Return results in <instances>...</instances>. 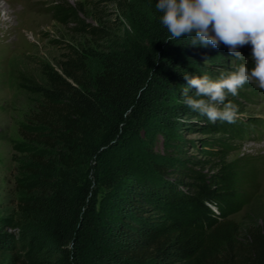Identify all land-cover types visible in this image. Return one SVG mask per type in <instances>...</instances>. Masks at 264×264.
<instances>
[{"label": "trees", "instance_id": "obj_1", "mask_svg": "<svg viewBox=\"0 0 264 264\" xmlns=\"http://www.w3.org/2000/svg\"><path fill=\"white\" fill-rule=\"evenodd\" d=\"M133 1L155 8L156 0ZM50 11L58 22L75 24L76 34L107 36L84 24L79 8L54 2ZM155 11L147 25L156 29L151 47L78 45L56 69L41 67V83L22 85L38 98L19 130V146L34 148V166L16 205L15 236L0 221V264H264V215L260 225L245 228L220 220L253 197L252 159L197 174L192 194H175L176 217L146 229L142 191L156 181L153 172L166 169L140 160L134 148L153 158L150 139L165 140L180 125L169 115L179 118L181 109L166 105L180 102L184 87L194 91L184 74L198 75L196 65L211 58L227 62L216 58L219 48L192 45L189 36L166 40ZM214 127L222 126L202 131Z\"/></svg>", "mask_w": 264, "mask_h": 264}, {"label": "rangeland", "instance_id": "obj_2", "mask_svg": "<svg viewBox=\"0 0 264 264\" xmlns=\"http://www.w3.org/2000/svg\"><path fill=\"white\" fill-rule=\"evenodd\" d=\"M54 2L79 8L78 18L84 24L104 28L106 38L94 41L76 34L72 30L75 24L58 22L50 11ZM156 13L151 4L145 6L144 2L133 0H0V19L3 20L0 23V221L6 223L2 230L12 236L17 233L16 205L25 195L22 186L28 179V166H34L30 158L34 148L19 146L24 144L19 130L38 104V98L27 93L22 85L41 83V67L47 64L56 69L69 48L78 45L92 44L95 49L151 47L156 29L152 33L147 25L152 24ZM251 47L246 44L239 50L248 57ZM219 50L216 58L225 57L227 62L222 65L211 58L199 63L196 65L198 75L207 72L215 78L240 63H247L251 68L250 59L238 61L223 44ZM228 100L238 105L231 123L210 122L181 100L166 105L170 109H181L179 118L169 115L172 122L179 121L180 125L169 131L165 140L160 136L150 139L153 158L139 147L134 148L140 160L162 163L166 169L163 175L153 172L151 175L156 181L142 191L145 209L141 217L147 220L146 229L167 224L176 217L175 211L181 204L175 194H192L197 174L213 175L222 161L244 165L251 159L256 174L253 197L240 211L220 220H232L244 228L260 225L264 215V89L255 83H246L238 95H229ZM217 125L222 126L221 129L202 131L204 126ZM101 196L97 197L98 203Z\"/></svg>", "mask_w": 264, "mask_h": 264}, {"label": "clouds", "instance_id": "obj_3", "mask_svg": "<svg viewBox=\"0 0 264 264\" xmlns=\"http://www.w3.org/2000/svg\"><path fill=\"white\" fill-rule=\"evenodd\" d=\"M166 40L191 37L192 45L227 47L236 59L251 60L212 77L207 72L184 74L194 91L184 87L181 102L205 115L210 122H233L238 105L228 100L246 83L264 89V0H156ZM250 44L248 57L239 48Z\"/></svg>", "mask_w": 264, "mask_h": 264}, {"label": "bare ground", "instance_id": "obj_4", "mask_svg": "<svg viewBox=\"0 0 264 264\" xmlns=\"http://www.w3.org/2000/svg\"><path fill=\"white\" fill-rule=\"evenodd\" d=\"M0 23H3V20H2V18L0 19Z\"/></svg>", "mask_w": 264, "mask_h": 264}]
</instances>
